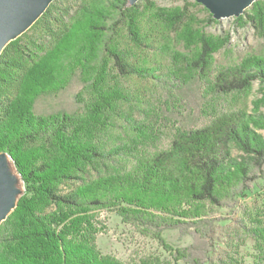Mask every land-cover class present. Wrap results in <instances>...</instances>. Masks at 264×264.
I'll use <instances>...</instances> for the list:
<instances>
[{
  "label": "trees",
  "instance_id": "obj_1",
  "mask_svg": "<svg viewBox=\"0 0 264 264\" xmlns=\"http://www.w3.org/2000/svg\"><path fill=\"white\" fill-rule=\"evenodd\" d=\"M246 19L264 39V0ZM191 20L183 9L128 0H53L4 47L0 153L24 191L0 224V264H208V253L173 246L164 232L192 229L205 241L219 213L234 209L263 173L256 130L264 116L225 97L264 86V52L212 67L221 45ZM209 21L217 22L210 13ZM169 33L198 48L181 54L164 41ZM132 77L156 91L133 94ZM75 78L76 111L35 112L40 98ZM102 213H115L156 249L126 260L104 253Z\"/></svg>",
  "mask_w": 264,
  "mask_h": 264
},
{
  "label": "rangeland",
  "instance_id": "obj_2",
  "mask_svg": "<svg viewBox=\"0 0 264 264\" xmlns=\"http://www.w3.org/2000/svg\"><path fill=\"white\" fill-rule=\"evenodd\" d=\"M59 1L65 4L71 2V0ZM138 3L151 4L159 9L178 8L187 12L192 19L193 28L202 30L221 45L212 54V67L230 66L246 55H261L264 52V39L249 23H246V14L251 11V6L241 14L242 21L236 20L239 16H233L214 19L217 22H211L209 11L196 0H139ZM156 39L154 44L158 45L159 38ZM164 41L172 43L178 52L185 55H191L198 48L197 42L179 41V37L174 33H169ZM143 56L150 61V64L159 63V59L152 56L148 50ZM126 86L133 94L141 93L143 96L156 91L150 81L134 77L126 80ZM79 87V81L75 78L69 87L59 94L40 98L35 105V112L46 114L76 111L77 105L73 97ZM189 96L194 101L197 99L193 90L189 92ZM225 100L235 108L242 107L248 113L264 116V86L257 81L253 82L247 91L226 96ZM187 121L193 122L191 118ZM256 133L264 138L263 129L256 130ZM163 141L165 145V137ZM233 154L238 153L233 151ZM5 161L6 170L3 171V176L6 183L14 189L13 197L17 201L24 191V185L10 159L6 157ZM94 174L95 172H91L88 178L93 177ZM101 219L104 230L98 235L97 244L104 253L126 260L132 251L146 253L156 249L153 242L139 237L132 229L123 225L115 213H102ZM164 236L173 246H193L199 253H208L210 259L208 264H264V171L260 178L251 184L249 191L237 200L234 209L222 210L219 213L218 221L215 222L211 234L205 241L198 239L192 229L168 230L164 232Z\"/></svg>",
  "mask_w": 264,
  "mask_h": 264
},
{
  "label": "water",
  "instance_id": "obj_3",
  "mask_svg": "<svg viewBox=\"0 0 264 264\" xmlns=\"http://www.w3.org/2000/svg\"><path fill=\"white\" fill-rule=\"evenodd\" d=\"M53 0H0V54L4 47L28 30L42 15ZM139 0H128L132 6ZM202 4L214 19L237 17L244 13L257 0H196ZM5 158V154H1ZM6 170V161L0 160V224L16 207L17 201L8 213V195L14 194V189L6 183L3 171ZM12 190H11V189Z\"/></svg>",
  "mask_w": 264,
  "mask_h": 264
},
{
  "label": "bare ground",
  "instance_id": "obj_4",
  "mask_svg": "<svg viewBox=\"0 0 264 264\" xmlns=\"http://www.w3.org/2000/svg\"><path fill=\"white\" fill-rule=\"evenodd\" d=\"M0 160L4 163V161L6 160V158H5L4 156H1V155H0ZM14 199H15V198L13 197V194H12V193H9V195H8L9 207H8V210H7L6 213H8L9 211L12 210L13 205H14V203H15V200H14Z\"/></svg>",
  "mask_w": 264,
  "mask_h": 264
}]
</instances>
